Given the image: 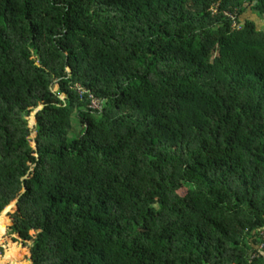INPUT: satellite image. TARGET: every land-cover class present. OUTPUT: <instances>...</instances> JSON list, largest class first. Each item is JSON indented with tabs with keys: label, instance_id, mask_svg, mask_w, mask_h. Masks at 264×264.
I'll use <instances>...</instances> for the list:
<instances>
[{
	"label": "trees",
	"instance_id": "obj_1",
	"mask_svg": "<svg viewBox=\"0 0 264 264\" xmlns=\"http://www.w3.org/2000/svg\"><path fill=\"white\" fill-rule=\"evenodd\" d=\"M248 9L0 0V264H264Z\"/></svg>",
	"mask_w": 264,
	"mask_h": 264
},
{
	"label": "rangeland",
	"instance_id": "obj_2",
	"mask_svg": "<svg viewBox=\"0 0 264 264\" xmlns=\"http://www.w3.org/2000/svg\"><path fill=\"white\" fill-rule=\"evenodd\" d=\"M243 18L252 19L256 22V25L258 28H264V20L258 18L256 15L252 14L249 9L244 14ZM73 124H74V128H73L72 132L69 133V137H76L78 135L77 132L80 131V129H81V125L79 124V122L77 121V118L75 116H73ZM3 244H4L3 246L5 248V251H4V253H0L2 256V261L6 255V250H7V246L5 244V241L3 242Z\"/></svg>",
	"mask_w": 264,
	"mask_h": 264
},
{
	"label": "built area",
	"instance_id": "obj_3",
	"mask_svg": "<svg viewBox=\"0 0 264 264\" xmlns=\"http://www.w3.org/2000/svg\"><path fill=\"white\" fill-rule=\"evenodd\" d=\"M92 105H93L94 107H96V108H100V105H99V103L97 102V100H94ZM263 246H264V245H261L262 248H263Z\"/></svg>",
	"mask_w": 264,
	"mask_h": 264
}]
</instances>
